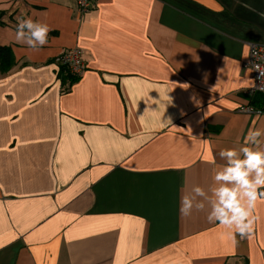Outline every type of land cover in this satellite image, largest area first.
<instances>
[{
  "label": "crops",
  "instance_id": "1",
  "mask_svg": "<svg viewBox=\"0 0 264 264\" xmlns=\"http://www.w3.org/2000/svg\"><path fill=\"white\" fill-rule=\"evenodd\" d=\"M0 4V264H264V197L245 236L179 211L264 128V0ZM29 17L50 29L38 50L15 40ZM76 48L78 78L59 62Z\"/></svg>",
  "mask_w": 264,
  "mask_h": 264
},
{
  "label": "clouds",
  "instance_id": "2",
  "mask_svg": "<svg viewBox=\"0 0 264 264\" xmlns=\"http://www.w3.org/2000/svg\"><path fill=\"white\" fill-rule=\"evenodd\" d=\"M3 7L6 5L0 4V8ZM49 31L47 24L23 18L17 24L15 40L38 50L48 43ZM261 145H264V128H250L245 145L239 150L221 149L219 157L227 162L215 172V186L206 192L197 185L190 195L183 194L180 214L187 218L194 212H205L209 222L234 230L229 234L247 235L252 227V210L257 200L264 197V148Z\"/></svg>",
  "mask_w": 264,
  "mask_h": 264
},
{
  "label": "built area",
  "instance_id": "3",
  "mask_svg": "<svg viewBox=\"0 0 264 264\" xmlns=\"http://www.w3.org/2000/svg\"><path fill=\"white\" fill-rule=\"evenodd\" d=\"M75 4L78 15L84 16L93 9L95 0H75ZM83 56L84 53L81 49H68L60 55L59 62L65 68L68 75L78 78L83 76L87 70ZM248 65L254 75L252 93L264 95V46L258 44L251 45L250 62ZM241 111L248 113L255 112L251 107H244Z\"/></svg>",
  "mask_w": 264,
  "mask_h": 264
},
{
  "label": "trees",
  "instance_id": "4",
  "mask_svg": "<svg viewBox=\"0 0 264 264\" xmlns=\"http://www.w3.org/2000/svg\"><path fill=\"white\" fill-rule=\"evenodd\" d=\"M14 64V58L10 49L0 45V70L3 73L10 71ZM264 110V108H262Z\"/></svg>",
  "mask_w": 264,
  "mask_h": 264
}]
</instances>
